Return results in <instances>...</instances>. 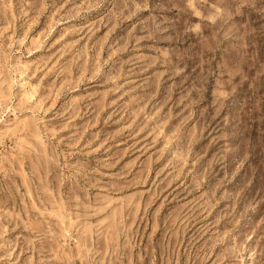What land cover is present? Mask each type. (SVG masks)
<instances>
[{
    "label": "rangeland",
    "instance_id": "1",
    "mask_svg": "<svg viewBox=\"0 0 264 264\" xmlns=\"http://www.w3.org/2000/svg\"><path fill=\"white\" fill-rule=\"evenodd\" d=\"M0 264H264V0H0Z\"/></svg>",
    "mask_w": 264,
    "mask_h": 264
}]
</instances>
